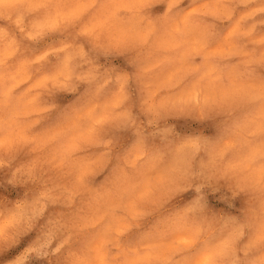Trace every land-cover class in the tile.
Here are the masks:
<instances>
[{
    "label": "clouds",
    "instance_id": "clouds-1",
    "mask_svg": "<svg viewBox=\"0 0 264 264\" xmlns=\"http://www.w3.org/2000/svg\"><path fill=\"white\" fill-rule=\"evenodd\" d=\"M0 264H264V0H0Z\"/></svg>",
    "mask_w": 264,
    "mask_h": 264
}]
</instances>
